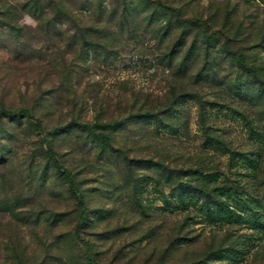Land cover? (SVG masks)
<instances>
[{
    "label": "rangeland",
    "instance_id": "obj_1",
    "mask_svg": "<svg viewBox=\"0 0 264 264\" xmlns=\"http://www.w3.org/2000/svg\"><path fill=\"white\" fill-rule=\"evenodd\" d=\"M40 1L0 0V264H264V0Z\"/></svg>",
    "mask_w": 264,
    "mask_h": 264
},
{
    "label": "trees",
    "instance_id": "obj_2",
    "mask_svg": "<svg viewBox=\"0 0 264 264\" xmlns=\"http://www.w3.org/2000/svg\"><path fill=\"white\" fill-rule=\"evenodd\" d=\"M40 0H10L9 6L11 11L14 9V6H19L21 8H19V10H24L27 7V4L30 3L29 8H31L32 6H35L36 8H38L39 4H40ZM13 8V9H12ZM15 10V9H14ZM10 13L9 9H4V12ZM7 13V14H8ZM12 117H20V118H26L27 120L33 119V116L30 114L29 110L25 107H18V108H14L12 110H7L3 107L0 108V120L4 119V118H12ZM35 126L39 129L41 128V122L39 120H36V124ZM96 136L104 143L109 142L108 140V136L106 134L103 133H96ZM45 153L47 154V156L55 163V155L54 153H52V149L49 147L48 143H47V147H46V151ZM62 174L65 176L66 181H67V186L69 188V190L71 191V193L76 197V203L77 206L81 209V215L83 218L85 216V211L83 208V204L81 202V197L78 194L77 190L75 189V186L73 184V180L70 176V174L66 171V170H62L61 171ZM197 192H199L200 194H202L205 198V200L207 199V197L209 196V193L202 187H197ZM90 264H94L92 261L89 260Z\"/></svg>",
    "mask_w": 264,
    "mask_h": 264
}]
</instances>
